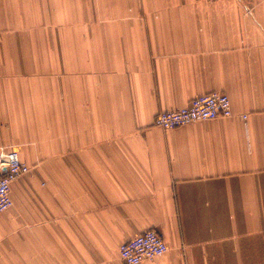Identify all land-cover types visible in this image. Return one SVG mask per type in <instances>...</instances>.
I'll return each instance as SVG.
<instances>
[{"label": "crops", "instance_id": "1", "mask_svg": "<svg viewBox=\"0 0 264 264\" xmlns=\"http://www.w3.org/2000/svg\"><path fill=\"white\" fill-rule=\"evenodd\" d=\"M212 91L236 115L155 124ZM0 146L31 166L0 264H127L148 229L139 264H264V0H0Z\"/></svg>", "mask_w": 264, "mask_h": 264}, {"label": "built area", "instance_id": "2", "mask_svg": "<svg viewBox=\"0 0 264 264\" xmlns=\"http://www.w3.org/2000/svg\"><path fill=\"white\" fill-rule=\"evenodd\" d=\"M236 115L232 101L226 92L212 91L193 98L187 106L160 111L155 124L163 128H175L197 120H211ZM244 118L248 114H243ZM31 166L25 162L19 150L0 146V213L13 205L12 183L29 173ZM169 245L157 229H148L123 242L119 251L127 264H139L165 253Z\"/></svg>", "mask_w": 264, "mask_h": 264}, {"label": "rangeland", "instance_id": "3", "mask_svg": "<svg viewBox=\"0 0 264 264\" xmlns=\"http://www.w3.org/2000/svg\"><path fill=\"white\" fill-rule=\"evenodd\" d=\"M253 10H254V7H251V6L247 7V12H253Z\"/></svg>", "mask_w": 264, "mask_h": 264}]
</instances>
